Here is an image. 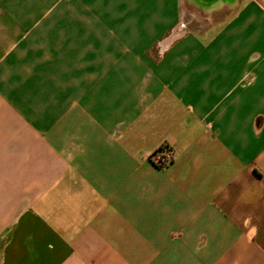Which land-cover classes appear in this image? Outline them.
I'll list each match as a JSON object with an SVG mask.
<instances>
[{
	"label": "crops",
	"instance_id": "obj_1",
	"mask_svg": "<svg viewBox=\"0 0 264 264\" xmlns=\"http://www.w3.org/2000/svg\"><path fill=\"white\" fill-rule=\"evenodd\" d=\"M0 264H264V0H0Z\"/></svg>",
	"mask_w": 264,
	"mask_h": 264
},
{
	"label": "built area",
	"instance_id": "obj_2",
	"mask_svg": "<svg viewBox=\"0 0 264 264\" xmlns=\"http://www.w3.org/2000/svg\"><path fill=\"white\" fill-rule=\"evenodd\" d=\"M150 161L157 167L163 168L170 164L171 157L161 148L151 155Z\"/></svg>",
	"mask_w": 264,
	"mask_h": 264
}]
</instances>
